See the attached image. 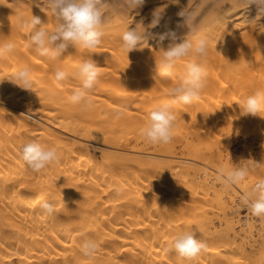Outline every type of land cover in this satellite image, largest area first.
I'll use <instances>...</instances> for the list:
<instances>
[{
    "label": "bare ground",
    "instance_id": "bare-ground-1",
    "mask_svg": "<svg viewBox=\"0 0 264 264\" xmlns=\"http://www.w3.org/2000/svg\"><path fill=\"white\" fill-rule=\"evenodd\" d=\"M214 1L189 11L191 32L184 20L167 27L169 14L165 28L176 32V41L150 37L128 55L121 33L138 23L132 25L127 9L109 6L98 48L70 46L50 61L26 46L27 33L17 27L19 17L33 15L51 31L56 18L47 5L0 0V39L16 44L0 61V264H264V218L241 201L264 178V118L239 108L243 97L264 90V17L252 7L225 17L235 0ZM187 34L209 37L208 87L193 105L176 106L171 143H147L139 129L170 98L188 62H178L165 79L157 78L156 59ZM85 59L101 68L90 111L67 100L78 80L58 85L53 79L56 66L71 71ZM25 65L32 69V91L6 79ZM28 141L55 146L60 163L33 173L18 151ZM239 163L248 164L250 175L225 190L219 170ZM44 200L54 203L53 217L42 214ZM185 232L207 245L192 260L168 249L170 239ZM88 238L100 245L94 260L79 252Z\"/></svg>",
    "mask_w": 264,
    "mask_h": 264
},
{
    "label": "clouds",
    "instance_id": "clouds-1",
    "mask_svg": "<svg viewBox=\"0 0 264 264\" xmlns=\"http://www.w3.org/2000/svg\"><path fill=\"white\" fill-rule=\"evenodd\" d=\"M144 3L145 0H124V5L130 11L143 6ZM46 4L56 18L55 26L51 31L42 24L39 17L33 15L21 16L17 21V27L27 33L26 46L32 48L37 55L50 61H57L70 46L76 50H91L102 44L106 22L102 0H46ZM252 5L257 7L259 15H264V0H235L225 17L240 9L246 10ZM162 12L160 8L152 12L148 28H155L160 24ZM178 15L184 18L183 26L191 32L190 15L186 14L185 9ZM150 37L157 38L159 42L165 39L174 42L177 34L169 29L153 36L143 24H138L134 29H130L128 25L121 33V46L128 55L133 50L147 46ZM209 44L207 34L194 37H189L187 34L182 38V42L173 43L168 50L160 51L161 56L159 60L156 59L157 78H170L178 62L183 60L188 62L185 64V71L179 83L170 89V98L156 105L139 129V134L145 142L154 145L171 143L177 126L176 106L193 105L208 87V72L205 65ZM15 48L16 44L11 40L0 39V61L7 60L14 53ZM100 69L92 59H85L71 71L56 66L53 79L58 85L70 79L78 80L79 86L71 91L67 100L70 104L78 106L81 111H90L95 106L92 93L99 83ZM6 79L24 90L32 91L34 87L32 69L27 65L20 66L11 77ZM239 108L243 115L264 118L261 115L264 112V90L256 89L243 97ZM123 114V111L117 113L118 116ZM18 151L20 159L33 173H41L61 161V154L55 146L36 141L22 144ZM255 165L260 164L255 163ZM219 175L223 188L228 190L245 181L250 175V168L247 163L243 165L239 163L231 168H221ZM241 201L251 215L264 218V178H260L249 190L243 192ZM40 209L46 217L55 215V205L50 200L42 201ZM99 248L100 245L95 239L88 238L81 242L79 252L83 258L94 260ZM206 248L207 245L197 239L193 232L176 234L168 242V249L186 260L196 258Z\"/></svg>",
    "mask_w": 264,
    "mask_h": 264
},
{
    "label": "rangeland",
    "instance_id": "rangeland-1",
    "mask_svg": "<svg viewBox=\"0 0 264 264\" xmlns=\"http://www.w3.org/2000/svg\"><path fill=\"white\" fill-rule=\"evenodd\" d=\"M39 1V3H41V4H46V1H44V0H38ZM155 1V0H154ZM153 0H145V3H144V5L143 6H141V7H139V8H137V9H135V10H133V12L132 11H130L125 5H124V0H102V3L105 5V7H107L108 6V8L106 9L105 7H104V9L106 10V12L108 11V10H110V8H109V6L110 7H112L111 9L113 10V11H117V9L119 8V7H122V9L120 8V10H123V11H125L126 12V10L125 9H127L128 11V13H132V15H133V21H132V25H135V23H138V24H140L141 22H143V25L145 26V28H147L148 29V27H147V25H149L150 24V22H151V19H152V12L155 10V9H157L156 7L158 6V7H160V9L161 10H164L165 12H162V18H161V21H160V24H159V26H156L155 28H151V29H148V30H150L154 35H156V34H160V33H163L164 31H163V29H166V31H167V28H165V26H166V23H167V27H169L170 25H172V24H174L175 22H176V20L177 19H179L180 21L181 20H184V18L182 17L181 18V16H179V15H176V14H178L179 13V11H182V10H184L185 9V11H187L186 12V14H189V11L192 9H194V11H196L195 9L197 8L196 6H198V4L199 3H201V4H199V6L201 7V5H203V4H205L206 6L207 5H211V4H213V1L214 0H191V2H193V3H191L189 0V2L188 3H191L190 5L187 3V0H185V3H187V4H183L182 6H181V8L178 6V7H175V6H173L174 4H176L177 2H178V0H173V5L171 4V3H169L168 1H172V0H162V2L163 1H165L164 3H166L165 5L161 2V0H158L159 1V4L157 3V0H156V2L154 3V5H156L157 4V6H154V5H152L153 4V2H154ZM202 1V2H201ZM206 1H208V4H207V2ZM222 1V0H221ZM112 2V3H111ZM115 2V3H114ZM120 2V3H119ZM198 2V4H196ZM215 2H218V0H215L214 1V3ZM107 3H109V5H107ZM121 4L120 6H119V4ZM118 5V8H117V5ZM149 4H151L153 7H155V8H153V9H150L149 7L151 6V5H149ZM178 4V3H177ZM194 4H195V6H194ZM47 5V4H46ZM114 5H115V7H114ZM148 5H149V7H148ZM188 5V6H187ZM204 5V6H205ZM187 6V7H186ZM189 6H190V8H189ZM194 6V7H193ZM204 6H202V8L204 7ZM205 6V7H206ZM253 6H255V5H252V6H249V8L248 9H251L250 7H252L253 8V10L252 11H256L257 10V7L255 6V7H253ZM164 7V8H163ZM169 9H168V8ZM171 7V8H170ZM183 7H184V9H183ZM186 7V8H185ZM181 10H180V9ZM255 8V9H254ZM165 9H167V11L165 10ZM188 9V10H187ZM104 10V11H105ZM176 10H177V12H176ZM191 10V11H192ZM169 11V12H168ZM171 11H173V13H170ZM194 11H192L194 14H195V12ZM168 12V13H167ZM192 12H190L191 13V15H192ZM169 14L171 15L172 14V16L170 17L169 16ZM193 14V15H194ZM175 15V16H174ZM191 15H190V17H191ZM134 16H135V18H134ZM169 16V17H168ZM137 17V18H136ZM170 19H168V18ZM175 17V18H174ZM261 17H264V16H262V15H260L259 16V18H261ZM141 20H140V19ZM166 18L169 20H167V22H165V20H166ZM137 21V22H136ZM173 21V22H172ZM164 22H165V25H164ZM145 23V24H144ZM142 24V23H141ZM161 25H162V27H161ZM164 26V27H163ZM159 29V31H157V29ZM155 29V30H154ZM157 32H160V33H157Z\"/></svg>",
    "mask_w": 264,
    "mask_h": 264
}]
</instances>
